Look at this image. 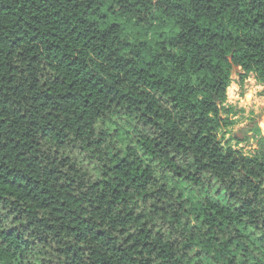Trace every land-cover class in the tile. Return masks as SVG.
Wrapping results in <instances>:
<instances>
[{
	"label": "trees",
	"instance_id": "1",
	"mask_svg": "<svg viewBox=\"0 0 264 264\" xmlns=\"http://www.w3.org/2000/svg\"><path fill=\"white\" fill-rule=\"evenodd\" d=\"M264 0H0V264H264Z\"/></svg>",
	"mask_w": 264,
	"mask_h": 264
},
{
	"label": "rangeland",
	"instance_id": "2",
	"mask_svg": "<svg viewBox=\"0 0 264 264\" xmlns=\"http://www.w3.org/2000/svg\"><path fill=\"white\" fill-rule=\"evenodd\" d=\"M242 75L241 68H233L226 105L233 109L234 125L222 129L219 140L246 156H255L264 143V85L256 82L254 74H246L241 82Z\"/></svg>",
	"mask_w": 264,
	"mask_h": 264
}]
</instances>
